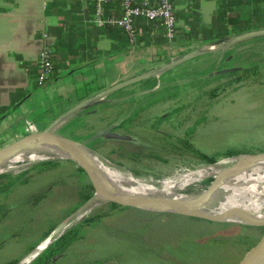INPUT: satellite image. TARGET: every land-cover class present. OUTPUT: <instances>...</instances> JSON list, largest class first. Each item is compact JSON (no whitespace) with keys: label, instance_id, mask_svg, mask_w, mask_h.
<instances>
[{"label":"rangeland","instance_id":"obj_1","mask_svg":"<svg viewBox=\"0 0 264 264\" xmlns=\"http://www.w3.org/2000/svg\"><path fill=\"white\" fill-rule=\"evenodd\" d=\"M254 51L253 60L238 56L227 62L224 55L217 68L258 64L262 72L258 77L240 78L220 86L231 77L217 78L195 64L180 73L167 70L151 77L154 84L160 85L154 92L144 91L150 79L132 84L110 94L107 105L96 112L94 108L90 113L82 111L64 128L70 130L74 139L85 142L95 131L111 125L112 133L118 137L107 133L101 143L89 144H94V150L102 157L153 182L185 176L216 163L223 167L237 156L220 155L228 149L246 155L264 152V39L259 40ZM151 99L158 101L155 110L148 108L147 113L141 111L130 118L131 106L137 105L131 102L142 104ZM171 108V112H164ZM161 109L159 131H150L156 125L154 115ZM145 116V120L141 119ZM154 150L158 153L150 155ZM196 152L205 157L217 155V161L204 163ZM45 161L56 164L45 167ZM92 174L106 179L94 169ZM0 175H21L8 192L0 194L1 202L6 209L9 207L0 222V263L23 257L30 251L29 245L41 241L45 230L55 228L81 207L90 194L75 169L58 158L20 162ZM23 179L27 181L20 183ZM2 182L6 178H0ZM216 182L212 176L199 179L187 185L184 192L213 190ZM95 197L90 195L88 202ZM106 203L97 204L69 222L64 232L99 209L110 213L96 225L85 226L83 238L70 244L56 264H183L191 260L194 249L204 245L207 230L196 235V223L131 208L111 210Z\"/></svg>","mask_w":264,"mask_h":264},{"label":"crops","instance_id":"obj_2","mask_svg":"<svg viewBox=\"0 0 264 264\" xmlns=\"http://www.w3.org/2000/svg\"><path fill=\"white\" fill-rule=\"evenodd\" d=\"M54 1L60 2L49 11L48 4ZM220 1L174 0L178 29L171 48L162 39V28L138 19L136 26L143 40L134 47L115 50L113 28L90 21L94 0H0V135L21 131L26 119L45 127L103 89L217 40L203 38L202 29L212 27ZM104 9L107 14H120L118 3L105 4ZM57 10L64 13L57 14ZM156 38L161 40L154 41ZM263 39L264 35L252 37L170 70L180 73L195 64L209 74L219 68L224 55L227 62L238 56L253 60L254 49ZM46 46L52 50L54 76L38 85L36 59ZM20 95L18 101H12ZM105 105L83 106L69 122L84 110L90 113L94 108L96 112Z\"/></svg>","mask_w":264,"mask_h":264},{"label":"water","instance_id":"obj_3","mask_svg":"<svg viewBox=\"0 0 264 264\" xmlns=\"http://www.w3.org/2000/svg\"><path fill=\"white\" fill-rule=\"evenodd\" d=\"M262 35H264V28L252 29L238 34L231 33L221 39L205 43L177 59H172L163 63L156 69L121 80L103 89L96 96L87 99L45 127L35 125L33 127L23 128L18 132L0 135V156H2L7 149L20 146L25 142L34 144L36 147H41L49 152L53 158L67 161L79 174L78 176L85 182L84 185L90 191L88 199L81 207L61 221L15 264H18L28 254L33 252L62 222L72 221V219H70L71 216L85 206L90 195L97 196L102 202L114 203L125 208H131L154 215L164 214L177 220L196 223L199 225L196 235L198 232L204 233L207 230V235H204L206 237L202 241L204 245H199L201 246L199 249H194L196 253L193 254L191 260L183 264H264V209L259 211L258 214L256 212L252 213L249 211L237 210L234 207L219 210L217 209L218 202L223 195L221 189L207 190L203 197H200L187 207H180L176 204H170L136 194L133 195L131 192L122 191L108 183L103 184V180L94 177L77 155L71 157L70 155L62 153L63 151L59 149L64 148L71 153L75 152L74 145L76 144V140L64 129V126L67 125L70 118L75 113H78L83 106L107 103L110 101L108 96L122 88L151 77H156L162 72L170 70L189 59L210 52L223 51L225 48L238 44L246 39ZM230 58L229 56L228 59ZM235 69L236 67H224L209 73V75L225 73ZM90 112H92V110ZM111 128L112 126L110 125L95 131L85 142H81V145L96 152L94 148L89 145V142L102 138L107 133L118 137V134L110 132ZM263 153L264 152L251 153L247 155H259ZM104 159L115 166H121L106 158ZM66 228L42 250L35 252L26 264H30L45 248L55 241ZM197 237L198 236H196V238ZM61 256L62 254H58L53 260H57Z\"/></svg>","mask_w":264,"mask_h":264},{"label":"bare ground","instance_id":"obj_4","mask_svg":"<svg viewBox=\"0 0 264 264\" xmlns=\"http://www.w3.org/2000/svg\"><path fill=\"white\" fill-rule=\"evenodd\" d=\"M77 141H75L76 144L74 145L75 154L64 148L59 149L63 151L62 153L71 157L77 155L91 173L92 169H94L107 179H104L105 181L102 179L103 184L108 183L122 191L176 204L180 207H187L200 197H203L206 191L200 190L186 193L184 192L185 187L196 180L212 176L217 180L214 189H221L223 193L217 209L234 207L237 210L256 212L257 214L264 209V153L259 155H239L229 159V163L223 167L220 163H216L190 171L185 176L180 175V173V176L177 175L175 178H163L153 182V180L131 173L123 166L111 164L100 154L81 145V141ZM50 158H52V155L49 152L41 147H36L34 144L25 142L20 146L7 149L0 156V173L7 171L20 162H33ZM99 203H102V201L96 196L79 211L75 212L70 219H79ZM69 222L70 220L62 222L43 243L22 259L19 264H26L35 252L42 250L58 236L69 225Z\"/></svg>","mask_w":264,"mask_h":264},{"label":"trees","instance_id":"obj_5","mask_svg":"<svg viewBox=\"0 0 264 264\" xmlns=\"http://www.w3.org/2000/svg\"><path fill=\"white\" fill-rule=\"evenodd\" d=\"M58 2L54 1L48 4V9L57 6ZM57 14H63L64 12L57 10ZM143 22L146 20H142ZM147 25L155 24L159 28H161L157 23L146 21ZM137 27V26H136ZM114 38L117 41L115 44V50H123L128 48V39L124 33V31L118 27H112ZM264 28V0H221L219 3V7L215 13V17L213 19V25L211 28L202 29V36L205 39H220L226 37L227 35L234 33H242L245 31H249L252 29ZM163 35V34H162ZM143 35H138L136 44H139L141 40H143ZM164 39V37L162 38ZM161 40L160 38L154 39V41ZM149 41L145 40V43ZM233 67V66H232ZM260 66L258 64H250L247 66H236L235 70L215 74L217 78L230 76L231 78L227 83H221L220 86L225 84H231L234 81L239 80L240 78H248V77H258L262 74L260 72ZM213 76V75H212ZM211 77V76H210ZM150 79V80H149ZM145 80L148 87H151L154 84L153 79L149 78ZM142 80V81H145ZM152 80V81H151ZM20 96L13 98L12 101H18ZM90 145V144H89ZM93 148V147H92ZM200 158H202V162L204 163H212L217 161V155L204 156L203 154L196 152ZM244 154L241 151L228 149L222 152L220 155L229 157L232 155ZM45 167L53 166L56 164V161H45L42 163ZM132 172L138 175V172L132 170ZM21 175L12 176V175H0V178H6V182L0 183V194L2 192H8L9 188L12 187L19 179ZM27 179L20 180V183H25ZM205 180V182H208ZM40 198V196H37ZM2 198L0 197V222L4 219L8 212L9 207L6 209L5 203L1 202ZM109 209H123L125 207L116 205L114 203H106ZM110 213L108 211H104L103 209L97 210L96 213L82 219L79 223L74 225L73 227L67 229L64 233H62L55 241H53L47 248H45L30 264H49V262L54 261L53 258L58 254H64L67 247L74 243L76 240L83 238L84 236V227L85 226H94L99 223L103 217L108 216ZM53 227L48 228L43 232L42 238H44ZM41 238V239H42ZM40 239V240H41ZM40 241L35 244H31L28 246V249H32L36 246ZM19 260V259H18ZM17 259H12L7 262H1L0 264H15Z\"/></svg>","mask_w":264,"mask_h":264},{"label":"built area","instance_id":"obj_6","mask_svg":"<svg viewBox=\"0 0 264 264\" xmlns=\"http://www.w3.org/2000/svg\"><path fill=\"white\" fill-rule=\"evenodd\" d=\"M108 3H118L120 14H107L104 5ZM138 19L157 23L162 28L168 47H172L171 44L176 40L178 29L174 0H94V10L90 21L97 26L122 29L128 39V44L134 47L139 35L136 27ZM184 45L189 46L188 43ZM53 76L52 50L46 46L39 52L36 59V81L38 85H42ZM33 126L35 124L26 119L23 128Z\"/></svg>","mask_w":264,"mask_h":264},{"label":"flooded vegetation","instance_id":"obj_7","mask_svg":"<svg viewBox=\"0 0 264 264\" xmlns=\"http://www.w3.org/2000/svg\"><path fill=\"white\" fill-rule=\"evenodd\" d=\"M160 85L158 84V83H156L155 85H153V86H151V87H147L146 88V90H144L145 92H154L155 90H156V88H158ZM150 94H153V93H150ZM130 95V94H129ZM139 104H138V103ZM158 101H154V100H147V101H145L144 103H142V104H140L141 102L140 101H133V102H131V104L132 103H136L137 105L135 106L134 104L131 106V112L129 113V116H130V118H132L135 114L136 115H138L141 111H143V113H147V109L149 108H154V110H155V105H156V103H157ZM162 103V102H161ZM174 108H171V109H166L164 112L165 113H169V112H171L172 110H173ZM162 114H163V110L161 109L160 111H157L156 113H155V118H154V121H155V126H151L149 129H150V131H159L158 130V128H159V126H160V124H161V118H162ZM148 116H145V117H143V118H141V119H143V120H145L146 118H147ZM107 126H110V125H107ZM107 126H105V127H107ZM104 127V128H105ZM114 129L113 128H111V130H110V132L112 133V131H113ZM102 138H99V139H96V140H94L93 141V143H96V144H98V143H101V140ZM90 146L91 147H93V148H95L96 146L94 145V144H90ZM153 149V147L152 148H150L149 150H152ZM158 153V151L157 150H154V153H149L150 155L151 154H153V155H156ZM67 252V250H65V253ZM64 253V254H65ZM63 254V255H64ZM49 264H56V260H54V261H51V262H49Z\"/></svg>","mask_w":264,"mask_h":264}]
</instances>
